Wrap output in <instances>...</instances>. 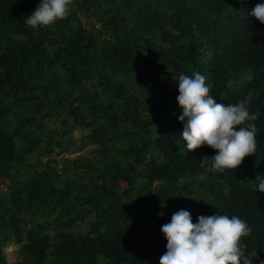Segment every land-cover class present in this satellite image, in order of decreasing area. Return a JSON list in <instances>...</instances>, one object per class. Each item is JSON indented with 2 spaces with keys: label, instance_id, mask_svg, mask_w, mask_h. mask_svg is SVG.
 <instances>
[{
  "label": "trees",
  "instance_id": "1",
  "mask_svg": "<svg viewBox=\"0 0 264 264\" xmlns=\"http://www.w3.org/2000/svg\"><path fill=\"white\" fill-rule=\"evenodd\" d=\"M40 2L0 0V264L9 244L14 264H159L181 209L246 220L264 264V24L248 16L264 0H73L32 29ZM196 71L217 103L248 98L258 116L235 172L207 171L215 150L180 136L175 80ZM54 118L63 135L88 130L93 156L53 159L71 151Z\"/></svg>",
  "mask_w": 264,
  "mask_h": 264
},
{
  "label": "clouds",
  "instance_id": "2",
  "mask_svg": "<svg viewBox=\"0 0 264 264\" xmlns=\"http://www.w3.org/2000/svg\"><path fill=\"white\" fill-rule=\"evenodd\" d=\"M72 8L73 0H41L25 24L32 29L52 26L66 19ZM248 16L264 24V3L248 10ZM207 79L196 71L191 76L181 73L175 80L177 103L182 109L178 117L183 124L180 136L188 151L203 146L215 150V155L201 159L207 171L235 172L246 157L256 153L258 129L254 122L258 116L250 112L248 98L217 103ZM255 181L259 192L264 193V176L257 175ZM197 219L193 223L190 212L181 209L161 227L167 244L159 264H253V254L246 252L243 243L253 231L246 220L219 213Z\"/></svg>",
  "mask_w": 264,
  "mask_h": 264
},
{
  "label": "rangeland",
  "instance_id": "3",
  "mask_svg": "<svg viewBox=\"0 0 264 264\" xmlns=\"http://www.w3.org/2000/svg\"><path fill=\"white\" fill-rule=\"evenodd\" d=\"M172 90V89H171ZM49 125L53 128H56L59 132L61 137L65 139V146L68 147L71 151L70 152H62V150L57 149L53 155V159H61L63 157H69L71 159L76 158L80 154H86L90 157L93 156V150H95V146L84 144L83 137L89 133L88 130H85L82 127H77L71 136L63 135L62 134V126L60 124V120L58 118H54L52 121L49 122ZM47 158L44 159L46 161ZM3 190H6L5 186H2ZM18 246L16 244H9L7 248H5V254L9 260V263L14 264L18 257L17 251Z\"/></svg>",
  "mask_w": 264,
  "mask_h": 264
}]
</instances>
